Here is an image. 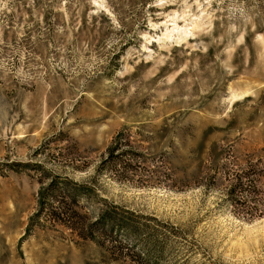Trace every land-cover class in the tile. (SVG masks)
<instances>
[{
    "label": "rangeland",
    "instance_id": "1",
    "mask_svg": "<svg viewBox=\"0 0 264 264\" xmlns=\"http://www.w3.org/2000/svg\"><path fill=\"white\" fill-rule=\"evenodd\" d=\"M47 174L138 243L26 233ZM0 264H264V0H0Z\"/></svg>",
    "mask_w": 264,
    "mask_h": 264
},
{
    "label": "trees",
    "instance_id": "2",
    "mask_svg": "<svg viewBox=\"0 0 264 264\" xmlns=\"http://www.w3.org/2000/svg\"><path fill=\"white\" fill-rule=\"evenodd\" d=\"M107 165V159L103 160L96 172L106 171ZM43 179L36 194L35 211L27 219L26 233L60 227L81 241L97 239L100 245L120 247L126 244L124 240L138 243L139 234L129 220L134 217L133 213L124 212L122 207L101 198L93 180L74 181L59 174H47ZM236 184L233 189L238 197L234 196V199L239 202L246 187L239 181ZM249 184L255 188V181H249ZM85 206L89 210H85ZM117 229H124L121 230L124 235L119 237Z\"/></svg>",
    "mask_w": 264,
    "mask_h": 264
}]
</instances>
